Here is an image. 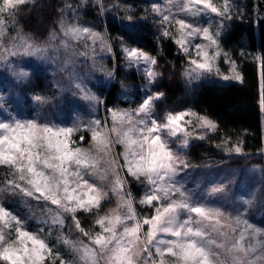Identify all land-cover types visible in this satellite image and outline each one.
<instances>
[{
	"label": "snow or ice",
	"instance_id": "snow-or-ice-1",
	"mask_svg": "<svg viewBox=\"0 0 264 264\" xmlns=\"http://www.w3.org/2000/svg\"><path fill=\"white\" fill-rule=\"evenodd\" d=\"M24 2L3 0L0 13L8 9L14 15L16 7ZM193 5H202L203 9L221 14L211 0H187L180 9L191 12ZM201 10L197 8L196 12ZM162 22L178 25L180 36L175 38V43L185 54L194 52L199 57L190 61L195 66L192 78L198 77L197 70L211 71L209 52L205 49L218 45V34H210L207 28H196L183 18L162 15ZM194 34L201 35L209 45H190L186 36ZM65 35L98 38V34L88 28H69ZM124 54L130 61L147 66L144 71L151 83L156 76L152 71L156 60L137 48H125ZM219 54V51L213 53L214 56ZM162 95L145 96L132 113L113 112L110 129L95 121L94 127L86 129L91 133L95 154L91 149L72 146L76 143L71 139L72 134L80 131L79 127L41 124L16 117L0 120V165L10 168L18 180L24 182H10L15 188L55 206L52 224L63 226V213H68L76 229L83 236H88L75 214L80 211L97 217L98 231L87 242L65 241L77 255V264H99V258H103L105 264H165V257L172 258V264H257V261L264 264V241L253 242L258 230L253 229L251 236L247 235L252 226L236 216L235 225L243 224L244 227L238 235L230 236L229 231L233 234L237 231L232 226L233 218L225 217L223 211L210 206L203 197L194 196L177 180L188 165L174 152L172 145L178 142L171 138L181 133L186 137V124L191 121H185V117L196 114L181 111L168 113L160 119L155 114L154 101ZM199 120L201 127L215 129L212 121L204 117H199ZM84 139L83 135L77 137L81 143ZM182 143L186 146L187 139ZM113 145L121 146L118 154L123 161L121 164H117L112 155ZM102 162L105 165L103 169L100 167ZM121 169L125 173L124 178L120 175ZM109 176V188L97 182L108 180ZM127 177L148 186L139 204L151 208V215H137L131 194L125 192L124 179ZM210 191L221 192L223 187L215 186ZM109 192L119 195V203L111 213H102L101 204ZM221 217H225L227 222ZM0 224V259L10 264H43L48 256L53 255L52 264L57 259L59 264H65L58 253H52L45 240L23 230L20 221L2 207Z\"/></svg>",
	"mask_w": 264,
	"mask_h": 264
},
{
	"label": "rangeland",
	"instance_id": "rangeland-1",
	"mask_svg": "<svg viewBox=\"0 0 264 264\" xmlns=\"http://www.w3.org/2000/svg\"><path fill=\"white\" fill-rule=\"evenodd\" d=\"M28 1L31 0H25V2ZM240 1L242 0H211L214 6L221 11V14L218 15L208 9H203L202 5H193L191 12L182 11L180 5L186 3L187 0H172L171 3L169 0H139L137 8L132 5L134 4L132 0H69L68 8L58 22L57 29L44 42L36 41L19 32L15 27L11 10L5 9L0 13V120L7 121L10 117H16L20 120L36 121L41 124L79 127L80 131L72 134L71 139L76 141L72 146H81L85 150L91 149L95 154L94 145L90 140L91 133L86 129L94 127L95 121H100L102 127L110 129L113 123V112L132 113L147 95L163 94L154 101L155 114L160 119H163L168 113L181 111L195 113L191 109L171 110L165 102L164 85L167 84L174 89L190 90L202 82L226 85L242 81V76L235 63L220 43L223 34L240 10ZM225 2L227 3L226 11ZM90 4H96L99 7L103 23L109 15L128 26L149 21L163 34L167 32L174 38H178L180 36L179 26L174 22H162V15H169L170 17L183 18L196 28H207L210 34H218V45L208 46L205 49L209 52L211 71L197 70L199 75L193 79L192 69L195 66L190 61L199 59V57L194 52L185 54L178 46L181 52L187 56L188 64L181 74L170 78L169 72L153 55L121 40L123 74L125 76L135 74L138 80L134 83L120 80L117 75L120 62L107 28L105 26L99 28L86 21L82 16ZM0 7H3V0H0ZM197 8L202 10L196 12ZM69 28H88L91 32L97 33L98 38L93 40L87 36L65 35ZM186 39L192 46L196 44L209 45V41L203 39L199 34L186 36ZM29 45L31 47H28ZM125 48H137L156 60V64L152 66V71L156 73V76L151 83L144 71L147 66L143 63L136 64L130 61L124 54ZM36 49L41 51H36ZM216 51L220 53L218 56L213 55ZM43 73L47 78H50L46 88L27 90L24 87V85H29L33 76L44 75ZM117 83L120 85L118 97L126 104L109 106L107 104L108 94ZM36 97L42 99L37 100ZM199 117L212 121L202 115L187 116L185 121H191L186 124L188 135L185 137L181 133L177 137L171 138L178 142L172 145L174 152L178 153L188 165L177 176V180L194 196L203 197L210 206L223 211L225 217L233 218L232 226L236 227L237 231L235 234L229 231L230 236L238 235L243 229V224L237 227L234 223V218L240 216L242 220L252 226L247 235L251 236L253 229L258 230L253 242L264 241V164H250L240 171L234 172L232 177L226 174L225 177L196 176V167L192 165L187 152L191 145L207 140L217 128L214 121L212 122L215 124V129L201 127ZM81 135L85 138L82 143L77 141V137ZM183 139L188 141L186 146L182 143ZM237 148L239 147L231 146L225 148L224 152L228 157L242 155L241 149L236 151ZM120 152V145L112 146V155L115 156L117 164L123 163L118 155ZM100 167L101 169L105 167L103 162ZM120 175L122 178L125 177L123 169L120 170ZM110 179L111 176L108 180L97 182L102 183L105 188H109ZM10 182L24 183L18 180L17 175L10 168L0 165V207L4 208L11 216L16 217L23 230L37 234L39 238L45 240L52 249V253H58L59 258L63 259L65 264H77V255L71 249L70 244H66L65 241L76 244L87 242L98 231V225L95 224L97 217L92 213H85V217L80 219L78 215L84 212L78 211L75 214L79 218L80 226L89 233L88 236H83L76 229L75 223L68 213H63L65 219L63 226L52 224L51 220L56 215V212L53 211L55 206L43 199L26 195ZM124 184L125 192L131 194L137 215H151V208L139 204V200L144 196L148 186L132 177L124 179ZM215 186H222L223 191L211 192L210 190ZM7 193L17 196L15 202L7 200ZM118 203L119 195L114 196L109 192V195L102 201L101 212L111 213ZM120 211L123 214V209ZM225 217H221V219L226 223ZM14 227L15 224L12 225V228ZM53 259L54 256L50 255L43 264H52ZM55 264H59V259L55 260ZM99 264H105L103 258H99ZM165 264H172V258L165 257ZM257 264H261V262L257 261Z\"/></svg>",
	"mask_w": 264,
	"mask_h": 264
},
{
	"label": "trees",
	"instance_id": "trees-1",
	"mask_svg": "<svg viewBox=\"0 0 264 264\" xmlns=\"http://www.w3.org/2000/svg\"><path fill=\"white\" fill-rule=\"evenodd\" d=\"M68 2H25L15 9V27L32 39L44 42L57 29ZM132 3L136 8L139 6V0H132ZM239 8L220 43L235 63L242 81L226 85L202 82L190 90L164 85L165 102L171 110L191 109L197 115L210 118L217 126L207 140L191 145L187 152L196 167V176L200 177H225V174L232 177L234 172L250 164H264V0H242ZM82 16L99 28H107L120 62L117 72L120 80L133 83L138 80L135 74H123L121 40L153 55L169 72L170 78L181 74L188 64V58L175 43V38L163 34L149 21L128 26L109 15L104 24L96 4L88 5ZM49 80L46 74H38L24 87L27 90L44 89ZM119 91L117 83L108 94L109 106L126 104L120 101ZM231 146L239 147L242 155L228 157L224 149ZM16 199V195L7 193L8 201L15 202ZM78 217L84 218L85 213ZM0 264L10 263L0 259Z\"/></svg>",
	"mask_w": 264,
	"mask_h": 264
}]
</instances>
